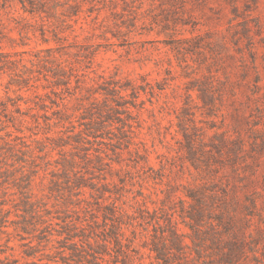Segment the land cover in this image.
Returning a JSON list of instances; mask_svg holds the SVG:
<instances>
[{"label": "rangeland", "instance_id": "374dc122", "mask_svg": "<svg viewBox=\"0 0 264 264\" xmlns=\"http://www.w3.org/2000/svg\"><path fill=\"white\" fill-rule=\"evenodd\" d=\"M5 7L0 52L24 66L0 73V259L62 264L116 207L134 264H264V0Z\"/></svg>", "mask_w": 264, "mask_h": 264}, {"label": "trees", "instance_id": "16d2710c", "mask_svg": "<svg viewBox=\"0 0 264 264\" xmlns=\"http://www.w3.org/2000/svg\"><path fill=\"white\" fill-rule=\"evenodd\" d=\"M0 1L2 3V4L0 3V16H1V11L5 10L6 4L9 3L11 0H0ZM49 51L51 50H47V52ZM10 57L11 56L9 54L0 52V73L1 74L8 73V72H14V68H18L20 65L21 66L23 65L22 60L16 61L15 63L14 61L9 60ZM50 60H51L50 64L55 66V71H51L49 75V77L52 80L51 81L52 87L58 88V87L63 86L67 88L69 86L70 77L74 75L72 72V69H67L69 70L67 71L66 68L61 63H59L56 58L54 59L53 56L50 58ZM101 91L103 92L102 93L103 98L102 96L96 97V94H99V93L90 94L92 101L94 103L96 102L97 104L101 102V104L98 109H96L95 111L90 110L89 113L94 117L99 116L100 119L101 118L110 119L109 112L113 111V108L109 104L107 97L112 96L111 95L112 93L114 94V96L118 97L119 92L117 91L116 87L111 88V90L101 89ZM51 94H55L53 90L51 91ZM35 97L38 98L40 97V95L38 93H35ZM36 106L41 108V110H44L46 108V105L42 103H39ZM86 159H88V157ZM27 205L29 207V212L33 213V205L31 203H28ZM110 212L112 215V219H109L111 220L110 221L111 228H109L107 230V233H105V235L107 236L100 239L99 241H95L94 247L90 243H84L80 239L78 242L80 244L79 246V244L75 242L74 240L75 238H79L82 236L75 235L74 233L72 236L67 238L68 241L70 242L69 247H67L68 250H70V253L67 257H60L62 264H102V262H104L105 256L111 257L112 264H134L133 259L130 256L129 249L127 248L126 250H124V247H123L124 244L122 243V240H121L120 227L117 224V220H115L118 218V215H119V213L117 212V208L111 207ZM106 219L107 218L104 217V227L107 226L105 223ZM84 244L87 247L89 246L88 247L89 251H93V252L92 253L87 252L84 248ZM111 252L113 253V255H111ZM26 256H30V255L27 254ZM0 264H18V261L9 260L5 258V259H0Z\"/></svg>", "mask_w": 264, "mask_h": 264}]
</instances>
